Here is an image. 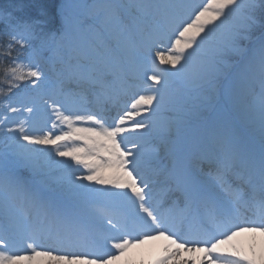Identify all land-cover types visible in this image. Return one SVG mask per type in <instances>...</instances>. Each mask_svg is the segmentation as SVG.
<instances>
[{"label":"snow or ice","instance_id":"6c2138e0","mask_svg":"<svg viewBox=\"0 0 264 264\" xmlns=\"http://www.w3.org/2000/svg\"><path fill=\"white\" fill-rule=\"evenodd\" d=\"M38 7L32 19L11 12L0 18L9 29L0 55L12 57L4 68L7 92H0L7 96L23 81L41 89V61L47 63L49 87L63 101L48 96L42 103L55 116L52 128L58 120L68 130L34 134L23 119L0 141V264H117L157 240L166 243L152 264H264V0H60ZM165 42L171 46L160 50ZM121 78L137 96L106 124L103 110L83 101ZM7 111L20 109L9 104ZM23 111L32 117L37 110ZM8 122L0 120V130ZM182 128L197 133L200 155L182 154L171 139ZM153 131L159 142L148 152L139 143L127 148L125 134ZM81 168L88 174L76 176ZM80 189L126 198L131 220L106 216L103 234L76 227L69 207Z\"/></svg>","mask_w":264,"mask_h":264},{"label":"bare ground","instance_id":"6f19581e","mask_svg":"<svg viewBox=\"0 0 264 264\" xmlns=\"http://www.w3.org/2000/svg\"><path fill=\"white\" fill-rule=\"evenodd\" d=\"M72 1L76 2V0H72ZM78 2H82V1L78 0ZM161 67L162 68H168L171 66L170 65H161ZM48 72H49L48 73L49 76L52 77L51 72L50 71H48ZM130 106H131V104H130ZM130 106H129V108H130ZM42 107L44 108V105H42ZM144 116H147V113H145ZM133 119H135V118H133ZM139 119H141V118H138L135 120H139ZM29 123L31 124V130L34 134H43L44 133V131L42 129L37 128V125L40 126V124L42 123L41 120L29 121ZM93 126H95V125L89 124V127H93ZM125 127L130 128L131 127V121H128L125 124ZM56 129L57 130L54 132V134H60L61 130H63V131L68 130V129H63L61 126H57ZM45 132H46V130H45ZM178 136L179 135L175 134L173 137H171V139L174 140ZM154 139L157 143L159 142V137L157 136L155 131H153L151 134H148L145 136L138 135L135 132H129V133L125 134V144H126L127 148H131L132 143H139L141 145V151L145 152V153L151 149L152 141ZM142 141H144V142L146 141V143L143 145V144H141ZM138 167L140 168V170L142 172L145 171V165H144L143 161L138 165ZM144 174L146 176H149L147 172H144ZM105 187L112 188L113 186H111V185L105 186V185H100L98 183L93 185V188L97 189V190L103 189ZM113 190L116 192L122 191L121 189H115V188H113ZM92 195H94V198H97V201L94 204L90 203L89 197L84 198V201L87 202L88 204H90V206H88V207H91L92 210H97L99 208V206L97 204H100V202L104 201L106 198L108 199L107 202L109 204L127 201V199L122 198V197H107V196L100 195L99 193L97 194L96 192L92 193ZM104 197H106V198H104ZM88 216L90 217V214ZM240 242L245 243L246 238L241 237ZM165 243L166 242L163 240L150 241V242H147L144 245L140 246V248H133L129 251L128 255L125 258H123L121 261L117 262V264H125V261H128L129 264H152V262L155 260L154 258L161 254L162 245H164ZM175 259H179V258H175ZM175 259L171 262V264H175Z\"/></svg>","mask_w":264,"mask_h":264},{"label":"rangeland","instance_id":"374dc122","mask_svg":"<svg viewBox=\"0 0 264 264\" xmlns=\"http://www.w3.org/2000/svg\"><path fill=\"white\" fill-rule=\"evenodd\" d=\"M32 1L34 2V4H33L34 8H36L38 12H39L38 6H40V5H47V6H49V8H51V6L58 4L60 2V0H32ZM80 1H82V0H80ZM70 2H73V1L70 0ZM76 2H78V0H76ZM17 13H18L17 11L14 12V14H17ZM6 15H7V13H1L0 18H4V17H6ZM14 55L15 54H13V57H15ZM0 56L2 57V60L4 62V66H0V73L2 71V76L0 77V89H3L4 92H7L8 84L5 81L4 68L7 65L11 64L12 58L11 57L5 58L2 55H0ZM26 86H27L26 90H28L31 87V84L28 81H23V82H21V87L19 89H13V92L8 93L7 96L4 95V92H0V115H3L5 111H6V113H8V116L11 115V117L8 118L9 122L3 126L2 130H0V141H3L5 139V132L7 131L8 128H11L13 126L12 122L18 123L20 120L27 119L28 113L23 111L24 106L19 105L20 103H22L23 99L18 98L19 96H21L20 93L22 92L23 89L26 88ZM25 91H23V92H25ZM15 95H17L16 96V103L13 102V97ZM9 104L11 105V107L20 109V111L16 114L10 113L9 111H7V105H9ZM29 107H31V106H29ZM1 117L2 116H0V118ZM156 119H157V117H156ZM0 120H2V119H0ZM76 143H78V142H76ZM72 146H73L72 143L67 144V147H72ZM62 150H63V148H62ZM56 158L58 160H60L61 157H56ZM61 159H64V158H61ZM53 167L55 168L56 165H53ZM54 174H60V172L58 171L57 173H54ZM87 174H88L87 170H84L83 175H87ZM77 176H81V175H77ZM86 183L90 184V181H86Z\"/></svg>","mask_w":264,"mask_h":264}]
</instances>
